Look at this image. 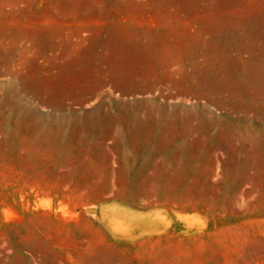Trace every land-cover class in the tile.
Listing matches in <instances>:
<instances>
[{
	"label": "rangeland",
	"instance_id": "obj_1",
	"mask_svg": "<svg viewBox=\"0 0 264 264\" xmlns=\"http://www.w3.org/2000/svg\"><path fill=\"white\" fill-rule=\"evenodd\" d=\"M0 264H264V0H0Z\"/></svg>",
	"mask_w": 264,
	"mask_h": 264
}]
</instances>
